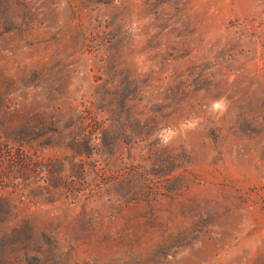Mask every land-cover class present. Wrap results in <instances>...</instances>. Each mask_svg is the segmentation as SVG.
<instances>
[{
	"label": "rangeland",
	"instance_id": "obj_1",
	"mask_svg": "<svg viewBox=\"0 0 264 264\" xmlns=\"http://www.w3.org/2000/svg\"><path fill=\"white\" fill-rule=\"evenodd\" d=\"M0 264H264V0H0Z\"/></svg>",
	"mask_w": 264,
	"mask_h": 264
}]
</instances>
